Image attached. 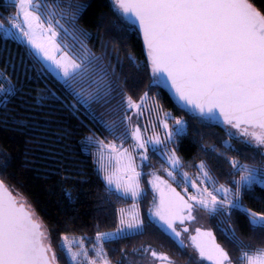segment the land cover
Wrapping results in <instances>:
<instances>
[{"label": "snow or ice", "instance_id": "1", "mask_svg": "<svg viewBox=\"0 0 264 264\" xmlns=\"http://www.w3.org/2000/svg\"><path fill=\"white\" fill-rule=\"evenodd\" d=\"M106 6L115 17L111 28L121 40H128L133 34L142 38L147 61L143 67L151 73L150 89L153 86L168 88L194 120L205 127L215 123L224 125L229 141L235 139L244 146L232 149L226 141V149L238 154L256 150L251 157L252 166L229 160L234 169L229 176L240 177L231 180V187L217 186L205 161L196 165V178L183 170L173 146H178L189 135V124L172 118L175 127L170 126L169 114L161 117V105L149 92H144L139 102L126 93L127 81L117 72V66L122 68L119 58L114 66L103 44L105 50L97 55L88 45L90 33L77 27L87 5L73 4L71 0L67 3L63 0H11L15 11L3 17L9 26L0 23V29L5 39L29 46L28 55L41 65L43 75L53 78L61 91L75 101L71 105L74 113L80 110L79 105L110 135H114L116 129L99 119L93 105L108 107L119 100L115 111L122 114L120 122L126 125L125 132L116 137L121 143L96 141L107 153V159L102 152L99 160L112 195L117 199L136 200L144 194L138 169L149 160L151 145L152 152L164 157L169 165L168 177L182 185L185 194L181 195L171 183L155 176L149 181L156 193L149 209L150 223L179 238L182 231L188 232L186 222L196 219L194 213L204 211L221 218L217 227L240 252L237 264H264V247L252 250L251 245L240 239L237 228L223 226L230 224L233 215L239 212L247 217V225L253 233L264 236V214L245 208L241 199L242 193L251 192L255 185L264 187V10L256 6L255 0H109ZM99 27H103V23ZM68 40L71 44L66 42ZM128 59L139 68L135 57L129 54ZM5 82L8 87L0 84V102L6 111L7 103L20 90L7 77ZM52 95L59 99L55 93ZM131 110H135L133 114L137 117L145 110L155 111L156 120L164 129L163 136L156 132L157 123H152V135L148 137L138 126L132 127ZM15 123L21 131L27 127L24 121ZM193 134L203 140L199 130ZM129 135L134 141L132 150L123 146ZM201 150L206 151L204 147ZM216 151L213 147L206 154L211 157ZM136 155L140 156V165L136 163ZM11 166L12 161L6 154L0 157V173H6ZM189 187L195 192L188 194ZM66 196L71 200V193ZM120 225L116 232H97L95 240L91 241L95 259L85 247L84 237L69 239L64 235L61 250L69 264H111L104 251L105 243L145 234L144 221L138 213L126 218L121 209ZM191 241L199 261L234 264L211 230L197 228ZM179 247L183 249V240H179ZM143 252L150 253L153 264H175L167 254L150 248ZM0 264H58L50 230L34 217L26 203L18 202L3 180H0ZM192 264L197 262L193 260Z\"/></svg>", "mask_w": 264, "mask_h": 264}, {"label": "trees", "instance_id": "2", "mask_svg": "<svg viewBox=\"0 0 264 264\" xmlns=\"http://www.w3.org/2000/svg\"><path fill=\"white\" fill-rule=\"evenodd\" d=\"M67 2L68 0H63V3ZM71 2L87 5L77 21V27L90 33L88 45L97 55L105 50L102 48L103 44L114 66L117 65V57L119 58L122 68L117 66V72L127 81L126 93L139 102L143 93L149 92L152 98L159 101L162 112L170 111L189 124V135L178 146H173L176 147L183 169L196 172V165L205 161L210 166L217 185L231 187V180H238L240 177L229 176L234 171L229 160L236 159L242 164L252 166L251 157L256 150L238 154L237 151L226 149L224 143L229 141V137L224 130L225 126L215 123L211 127H205L178 105L166 87L153 86L150 89L151 73L143 67L147 61L142 38L133 34L132 38L121 40L116 30L111 28L115 17L106 6L109 0ZM255 4L264 10V0H255ZM14 11L11 2L0 0V23L9 26L3 17ZM101 23L103 27H99ZM65 26L69 27L68 24ZM66 42L71 44V40ZM129 54L135 57L139 68L130 63ZM5 77L20 91L7 103L6 111L4 104L0 102V157L6 154L12 161L7 172L0 173V180L4 181L18 202L26 203L34 217L50 230L52 248L58 264H69L68 257L61 250L64 235H68L69 239L84 237L85 247L92 252L91 241L95 240L97 232L117 230L120 210L134 204L131 198L117 199L109 192L93 162V153L99 148L96 141L121 143L116 137L125 132L126 125L120 122L122 114L115 111L119 100L113 101L108 107L93 105L99 119L116 129L115 134L110 135L104 127L90 119L79 105L77 108L80 110L74 113L71 105L75 101L61 91L53 78L43 75L41 65L28 55L26 45L17 44L14 39H5L3 30L0 29V84L8 87ZM53 93L59 99L53 98ZM41 97L47 99L42 100ZM130 113L131 111L129 115ZM149 119L150 115H147L146 125ZM15 121H24L27 127L21 131ZM147 127L151 130L149 125ZM195 130L203 134V140L200 135L193 134ZM128 131L130 133L131 129ZM131 140L129 135L123 144H128ZM229 142L232 149L239 150L244 147L235 139ZM202 147L206 151L215 147L217 151L209 157L206 151L201 150ZM148 156L151 163L143 168V179L146 181L148 172L160 171L167 166L166 161L152 150ZM144 185L146 194L137 202L144 221L145 234L105 243L104 251L111 264H127L131 259L142 257L143 250L149 248L171 255L183 264H192L193 260L197 264H209L181 249L170 234L159 225L150 223L149 209L154 193L147 182ZM66 193H71V200ZM241 199L245 208L264 214V187L255 185L251 192L242 193ZM220 219L209 216V226L216 242L229 252L234 264H237L240 252L221 234L217 227ZM223 226L237 228L240 239L246 245H251L252 250L264 247V236L253 233L247 225V217L239 212L233 215L230 224Z\"/></svg>", "mask_w": 264, "mask_h": 264}, {"label": "rangeland", "instance_id": "3", "mask_svg": "<svg viewBox=\"0 0 264 264\" xmlns=\"http://www.w3.org/2000/svg\"><path fill=\"white\" fill-rule=\"evenodd\" d=\"M5 1L6 2H11V0H5ZM5 27H8V26H5ZM15 42L17 44H25L26 47H27V50H29V46L26 43H21L18 40H15ZM134 111L135 110H131V113H130V116L132 117V127H137L138 126L141 129V133L145 137H148V136L152 135V128H151L152 123H157L156 132L158 134H160L161 136H163L164 129H163L162 126L159 125V122L156 120V113H155V111H151L150 112L149 110H145L144 113L142 115H140L139 117H137L136 115L133 114ZM151 113H152V116H151ZM165 113L169 114V121L168 122H169L170 126L175 127L172 118H175V119H179V118L176 117V116H174L170 111H167V112L165 111ZM165 113L161 111V113H160L161 117H163V115ZM147 115H150V119L148 120L147 126L149 125V127L151 128V130H149V128L146 127V116ZM103 143L104 144H109V143H112V142H103ZM116 144L119 145L120 143H116ZM133 144H134V141L131 140L128 144H123V146L125 148H128L129 150H132L133 149ZM150 150H151V145H149V151ZM102 152L105 155V159H107V153L101 147H99L93 153V162H94L95 169H96L97 173L104 179V171L100 167V163L101 162L99 160V157H100V155H101ZM148 154H149V152H148ZM162 158L165 160L164 157H162ZM136 163L138 165L141 164L140 156L139 155H136ZM149 163H151L150 160L145 161L144 162V165L141 166L138 169L139 171H141L140 184H141V188H142L144 194L139 199L133 200L134 201V204H132L131 206H128L126 208H122L124 210V212H125V217L126 218L129 215L136 214V213H138L139 216H140V210H139V206H138V202L137 201L140 200L141 198H143L145 196V194H146V188H145V185H144L145 182H147L148 185L152 189V186L149 183V181H151L155 176H158L162 180H165V181H168L169 183H171L172 187L176 188V190L178 192H180L181 195H184L185 194L184 193L183 186L182 185H179L176 182H173L168 177V175H167V171L169 170V165L168 164H167L166 168L160 170L161 172L160 171H157V170H151L150 172H148L149 175L147 177V181L145 179H143V174H144L143 173L144 172L143 171V168H144V166L146 164H149ZM184 171H186V170H184ZM186 172H188V174H189L190 177L196 178V176H197V171L196 172L195 171L194 172L193 171L192 172L186 171ZM177 180L178 181L180 180L179 175L177 176ZM194 192H195V189H192L191 187H189L188 194H192ZM153 193H154V197H155L156 193L154 191H153ZM129 198H131V197H129ZM152 205H153V202L151 204V207H152ZM119 215H120V212H119ZM194 215H196V219L195 220L186 222V225L185 226L186 227H189V232L188 233H185V232L182 231L181 232V236L179 238H176V237L172 236L171 233H168V232L167 233L170 234L178 243H179V240H183V243H184L183 249L185 251L189 252L190 254H192L193 256H195L197 259H199L198 253L196 252L195 248L192 246L191 236H194L196 234V229L197 228H201L202 230H211V228L209 226V215L206 212H204V211H197V212L194 213ZM140 218H141V216H140ZM149 218L151 219L150 216H149ZM120 227H121V225L119 224V227L118 228H120ZM178 229H179V226H178ZM112 232H116V230L115 231H112ZM157 253H161V252H157ZM89 254H90V256L92 258H94V259L96 258L95 257V253L93 251L92 252L89 251ZM162 254H164V253H162ZM168 256L175 262V264H183L181 261H178L175 257H173L171 255H168ZM127 264H153V258L151 257L150 253L147 254V255L144 254L142 257H139L138 259H131V261L129 263H127Z\"/></svg>", "mask_w": 264, "mask_h": 264}, {"label": "water", "instance_id": "4", "mask_svg": "<svg viewBox=\"0 0 264 264\" xmlns=\"http://www.w3.org/2000/svg\"><path fill=\"white\" fill-rule=\"evenodd\" d=\"M168 89V88H167ZM168 91L170 92V94L173 96V98L175 99V101L178 103V101H177V99H176V97L172 94V92L168 89ZM178 105H179V103H178ZM180 106V105H179ZM185 110H187V109H185ZM217 124H220V123H217ZM220 125H222V124H220ZM222 126H224V125H222ZM28 210L31 212V210L28 208ZM188 228V232H189V227H187ZM188 232H185V233H188Z\"/></svg>", "mask_w": 264, "mask_h": 264}]
</instances>
